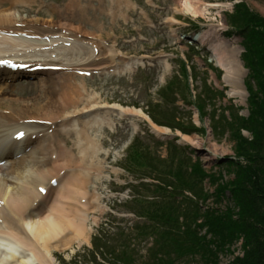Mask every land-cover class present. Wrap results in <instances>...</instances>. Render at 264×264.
Masks as SVG:
<instances>
[{
	"label": "bare ground",
	"instance_id": "obj_1",
	"mask_svg": "<svg viewBox=\"0 0 264 264\" xmlns=\"http://www.w3.org/2000/svg\"><path fill=\"white\" fill-rule=\"evenodd\" d=\"M9 1L19 0H0ZM179 1L182 9L175 7V12L199 13L196 0ZM73 2L80 4V0ZM122 4L135 8L131 0H118ZM45 22L39 25L37 19L20 17L18 11L0 6V57L13 56L31 67L63 68L56 73L24 72L37 83V92L28 97L9 83L17 74L0 72V264H57L56 252L90 242L92 225L99 220L96 214L105 212L100 187L109 156L103 155L100 133L113 126V116L130 119L134 126L138 120L148 122L160 137L170 132L137 108L102 100L76 78L81 71L133 73L144 66L143 60L127 57L115 43L109 45L84 26H71L70 20ZM218 34L211 26L196 39L209 46L215 60L222 63L223 80L230 82L244 70L241 51L229 43L218 44ZM233 94L240 91L235 88ZM20 132L26 136L22 142L14 139ZM181 140L197 148L203 142L183 135ZM212 151L215 155L227 152L215 146ZM40 187L46 195L39 192ZM3 248L21 256H8Z\"/></svg>",
	"mask_w": 264,
	"mask_h": 264
},
{
	"label": "rangeland",
	"instance_id": "obj_2",
	"mask_svg": "<svg viewBox=\"0 0 264 264\" xmlns=\"http://www.w3.org/2000/svg\"><path fill=\"white\" fill-rule=\"evenodd\" d=\"M55 2L60 8H64L70 0H50ZM136 5L134 9H127L124 6H118L116 3H112L109 0H101L100 2L95 0H81L85 8H75V18H70V23L74 26L81 25L89 29L92 33H100L109 42H116L120 50L124 54L130 57L140 58L145 60L146 65L144 68L138 69L131 74L111 75L91 77L89 79L78 81L86 82L89 89L96 91L102 100L111 104L117 103L127 108H137L144 112L145 115L150 116V113L157 114L161 117L165 115L164 109L154 108L156 104L161 106L174 108L172 100V94L167 91L166 98L168 102L163 103V97L161 93L166 90L167 83H171L179 80V82L185 85L184 81L179 78L181 73L180 60L184 57L187 58V52L190 48L187 47L186 37H193L197 34L194 26L200 25L201 30L208 31L210 26L220 28L221 32L217 35L215 41L220 43H229L230 41L234 46H239L241 39L238 36L226 37L225 33L228 32L224 29L225 22H227L226 15L229 14L234 8V4L237 0H196L195 6L199 9V13L194 16L192 13H177L174 10L175 7L182 9V5L179 0H131ZM72 4V3H71ZM222 4L224 7H215L214 5ZM73 5V4H72ZM247 5L261 18H264V0H247ZM1 7L10 8L8 2L0 3ZM29 7H18L20 16L26 18H35L40 21H57L59 19L58 13H52L48 7L41 6L40 1L31 3ZM79 8L83 9L82 14L79 12ZM122 9V13H118ZM113 10L114 14L110 15L108 11ZM144 11L146 16L143 14ZM70 16V15H69ZM168 19H172L175 24H169ZM96 23V25H95ZM95 26H94V25ZM216 25V26H215ZM100 26V28L98 27ZM99 29H102L99 31ZM226 31V32H224ZM196 46V53H199L197 57H193V61L190 62L193 68L196 66L195 73L198 75L197 81H190L191 91L199 93L204 89V82L207 81L209 86H212L215 91H220L225 94L226 97H219V94L212 96V101L208 104L206 110L209 115L210 112L217 110L211 118H216L218 121L219 116L224 108L229 106L236 107L243 117L248 116V100L249 95L246 91L244 81L248 77L247 70L244 68L243 72H239L230 82H225L224 69L221 67L222 63L217 62L210 53L209 46L201 43L193 44ZM228 52H226L227 57ZM242 55V54H241ZM241 58V57H240ZM213 64L218 70H220L222 77L219 80L214 72L208 67ZM234 73H236L234 71ZM184 80V79H183ZM182 87V86H181ZM13 88L21 90L24 93L23 97L33 96L37 92V86L32 83H15ZM184 88V87H183ZM237 88L240 91L238 95H232L233 89ZM180 99L176 101L181 107L176 115L177 119L185 120L189 123L191 120L198 125V127H210V120L204 116H200L199 112L192 108L187 102L193 101L195 98L187 91H178ZM190 95V98L187 97ZM162 97V98H161ZM190 110H193L192 112ZM207 115V116H208ZM151 119V117H150ZM138 127L135 128L130 120L126 119L121 121L117 117H113V127L104 128L100 133V140L105 146V152L103 155L109 156V160L106 163V177L104 184L101 185L100 191L102 193V200L104 201L105 213H97L98 222L92 225V238L90 244L95 241V238L99 234H103L102 237L113 238L118 237L120 233H125L129 236V246H131L136 256L135 264H144L147 260L148 250L152 247V240L138 236L136 228L143 220L137 219L136 210L129 204L128 206L123 203V200L129 194L128 191H123V183L127 181H133V176L126 173L123 168L130 166L128 156V147L133 143L136 136L140 137V140L150 145V151L154 155L167 156V145L169 140H163L159 136L157 137L151 132L148 122L138 120ZM174 134H183L182 132H174ZM247 137H251L250 134H246ZM200 139L204 143L199 149H204L203 154H198L202 162L205 163V168L209 172L218 171V161L215 160L213 146L218 150H225V154L218 153V157H232L234 155L235 142L231 139L229 131L218 133L213 130L211 135L207 136L198 135L193 133L189 136ZM177 145V138L173 139ZM138 143V142H137ZM179 147H189L184 145H178ZM128 149V150H127ZM191 155V152H187ZM195 159L196 156L192 155ZM117 170L118 173L114 174L113 171ZM141 173H145V169H140ZM223 171V170H221ZM227 174V173H226ZM226 179H229V175H226ZM206 190L209 192L214 191V187L209 183V180L205 181ZM121 191V194L119 191ZM125 190V188H124ZM118 192V194H117ZM230 196V195H228ZM208 206L216 208L214 199H210L207 202ZM229 204L228 200H225L220 206L225 209ZM239 209L236 211L238 212ZM237 219V218H236ZM107 223V224H106ZM102 231V232H101ZM243 238L231 246L232 254H222L219 258L220 264H229L233 261L234 257L240 255ZM90 244H84L82 246L75 245L73 250L64 251V253H57L59 261L57 264H74L72 259L75 254L81 256L80 264H85L89 259H92L91 251L87 247ZM181 264H203L199 258L196 260L185 259L181 261Z\"/></svg>",
	"mask_w": 264,
	"mask_h": 264
},
{
	"label": "trees",
	"instance_id": "obj_3",
	"mask_svg": "<svg viewBox=\"0 0 264 264\" xmlns=\"http://www.w3.org/2000/svg\"><path fill=\"white\" fill-rule=\"evenodd\" d=\"M235 8L228 19L243 36L247 51L243 62L250 73L245 83L250 95L249 115L241 117L239 110L233 107L230 109L231 121L224 112L220 120L211 119L216 131L222 129L224 132V126L231 131L232 140L236 141V154L247 164L239 161L225 163L226 173L235 177L225 182L223 173L209 174L202 163H193L180 156L173 145L169 158L163 160L152 156L148 147L136 144L132 151L134 166L145 169L147 177H151V173L159 176L155 179L158 184H149L155 189L151 191L153 200H136L140 215L151 223L138 227V232L150 237L153 242L145 264H181L182 260L196 258L203 264H220V256L232 254L231 246L241 238L244 240L241 247L243 256L234 257L229 264H264V18L250 11L245 4ZM180 85L177 80L167 87V91L176 94ZM204 93L209 96L214 94L208 86ZM163 98H166V92ZM172 100L175 102V98ZM209 102L207 96H199L198 108L203 115H207ZM157 108L161 109L159 105ZM170 109L163 117L153 116V121L186 134L204 132L192 123H178L177 109ZM245 130L251 134L252 140L243 137ZM207 178L216 186L215 203L219 205L227 199L234 207L227 206L226 210L217 207L205 213L201 211L199 205H205L210 198L203 185ZM141 187L150 190L144 184ZM185 192L191 193L196 200L186 197ZM227 192L231 195L229 198ZM124 237L121 235L119 238L125 240ZM97 241L101 243L102 240ZM96 249H105L119 264L135 262V254L129 252L126 244L117 249L105 243ZM91 264L101 263L94 260Z\"/></svg>",
	"mask_w": 264,
	"mask_h": 264
},
{
	"label": "snow or ice",
	"instance_id": "obj_4",
	"mask_svg": "<svg viewBox=\"0 0 264 264\" xmlns=\"http://www.w3.org/2000/svg\"><path fill=\"white\" fill-rule=\"evenodd\" d=\"M21 136H23V133H20Z\"/></svg>",
	"mask_w": 264,
	"mask_h": 264
}]
</instances>
